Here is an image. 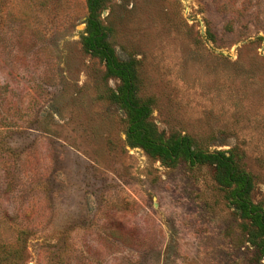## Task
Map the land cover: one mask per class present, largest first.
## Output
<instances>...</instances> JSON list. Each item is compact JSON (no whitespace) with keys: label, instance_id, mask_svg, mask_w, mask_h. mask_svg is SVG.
<instances>
[{"label":"rangeland","instance_id":"rangeland-1","mask_svg":"<svg viewBox=\"0 0 264 264\" xmlns=\"http://www.w3.org/2000/svg\"><path fill=\"white\" fill-rule=\"evenodd\" d=\"M89 18V0H0V264H264L213 167L129 146ZM94 19L147 120L231 153L264 214V0H98Z\"/></svg>","mask_w":264,"mask_h":264},{"label":"trees","instance_id":"trees-1","mask_svg":"<svg viewBox=\"0 0 264 264\" xmlns=\"http://www.w3.org/2000/svg\"><path fill=\"white\" fill-rule=\"evenodd\" d=\"M98 0H89L90 18L88 33L83 38L86 49L104 57L106 67L121 84L112 92V97L120 102L129 118L126 141L131 147H140L145 153L167 167L180 162L190 165L204 164L213 167L214 180L228 193L231 201L244 218L251 220L258 232L264 235V214L253 206L248 195L252 189L249 176L238 168L231 153L223 151H200L193 148L191 141L182 136L167 138L155 125L147 120L149 109L135 99L134 69L132 62H122L114 57L112 50L105 43V35L94 19Z\"/></svg>","mask_w":264,"mask_h":264}]
</instances>
